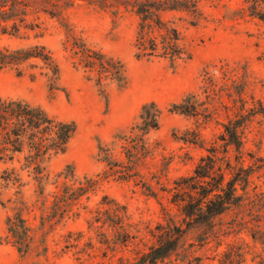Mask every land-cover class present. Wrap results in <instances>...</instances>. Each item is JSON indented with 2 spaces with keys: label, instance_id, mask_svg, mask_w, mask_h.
<instances>
[{
  "label": "rangeland",
  "instance_id": "374dc122",
  "mask_svg": "<svg viewBox=\"0 0 264 264\" xmlns=\"http://www.w3.org/2000/svg\"><path fill=\"white\" fill-rule=\"evenodd\" d=\"M140 1L0 0V49L37 45L45 55L0 65V97L76 124L39 175L27 151L0 159V264H136L173 224L184 235L160 264H264V114L241 129L239 149L223 128L264 100V19L252 14L264 0L161 11L179 36L174 63L160 46L137 58ZM187 97L195 115L171 110ZM150 102L159 126L139 140L132 127ZM209 155L226 179L244 167L248 180L239 203L205 225L181 212L178 197L196 189L176 183ZM16 212L31 227L23 256L6 226Z\"/></svg>",
  "mask_w": 264,
  "mask_h": 264
},
{
  "label": "trees",
  "instance_id": "16d2710c",
  "mask_svg": "<svg viewBox=\"0 0 264 264\" xmlns=\"http://www.w3.org/2000/svg\"><path fill=\"white\" fill-rule=\"evenodd\" d=\"M184 7H189L186 0H144L136 3V13L140 17L135 42L137 58L150 59L158 56L156 52L159 46L162 56L170 58L172 63L181 58L180 55L183 53L178 33L174 28L164 27L160 13L163 10ZM252 14L264 19L263 10ZM43 50L42 46L37 45L13 51L0 49V65L4 67L32 57H44ZM98 56L93 58L103 65L108 64L111 68L115 66L113 61L105 59L104 55ZM171 110L189 115L197 113L190 97L174 103ZM255 114H264V100L258 101L249 112H241L223 125L224 140L228 145H234L237 149L241 147V129ZM159 117L160 108L155 102L144 104L138 121L132 127L135 132L132 134L137 136L140 134L139 140H143L146 134L158 128ZM75 132L76 124L73 121L56 119L43 108L21 99L0 97V159H12L16 153L27 151V157L33 168L37 167L39 175L42 169L38 167L42 161L64 153ZM215 166L214 156H205L201 158L192 176L176 183L177 186L189 184L196 189L197 194L189 193L188 198L178 197V200H181V212L185 217L200 224H210L213 218L224 213L232 205L238 204L242 197L239 186L248 180L247 169L244 167L226 179L223 171L214 170ZM6 226L7 232L23 256L28 252L31 227L19 212L7 216ZM183 235L184 229L179 225H169L164 237L143 253L136 264H160L178 248Z\"/></svg>",
  "mask_w": 264,
  "mask_h": 264
}]
</instances>
